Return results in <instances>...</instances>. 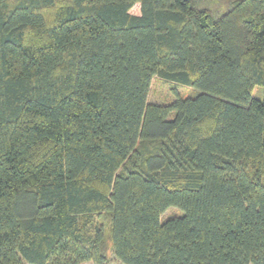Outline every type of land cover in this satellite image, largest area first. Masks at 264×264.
<instances>
[{
    "label": "trees",
    "instance_id": "obj_1",
    "mask_svg": "<svg viewBox=\"0 0 264 264\" xmlns=\"http://www.w3.org/2000/svg\"><path fill=\"white\" fill-rule=\"evenodd\" d=\"M110 255L264 264V0H0V264Z\"/></svg>",
    "mask_w": 264,
    "mask_h": 264
},
{
    "label": "rangeland",
    "instance_id": "obj_2",
    "mask_svg": "<svg viewBox=\"0 0 264 264\" xmlns=\"http://www.w3.org/2000/svg\"><path fill=\"white\" fill-rule=\"evenodd\" d=\"M131 13L134 15H138L139 14V6L135 5L131 9ZM178 90L182 96H185V95L191 93V91L187 88H179ZM252 97L257 98V99L263 98L259 87H256L254 89ZM172 98H173V93H172L170 85L161 81L159 78L154 77L152 79L151 85H150L148 102L160 103V102L169 101ZM177 215H180V211L177 210L176 208H170L163 214L162 220H164L168 216H177ZM81 264H94V263L91 261H88V262H84ZM108 264H119V262L112 255H110Z\"/></svg>",
    "mask_w": 264,
    "mask_h": 264
}]
</instances>
